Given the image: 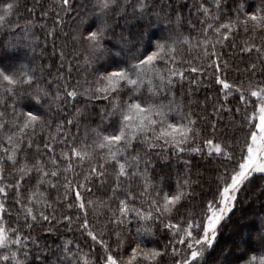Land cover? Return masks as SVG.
<instances>
[{"label": "snow or ice", "instance_id": "snow-or-ice-1", "mask_svg": "<svg viewBox=\"0 0 264 264\" xmlns=\"http://www.w3.org/2000/svg\"><path fill=\"white\" fill-rule=\"evenodd\" d=\"M246 5L0 0V55L24 54L0 60V264H264V211L220 246L264 191V0ZM45 223L79 235L45 252Z\"/></svg>", "mask_w": 264, "mask_h": 264}, {"label": "trees", "instance_id": "trees-1", "mask_svg": "<svg viewBox=\"0 0 264 264\" xmlns=\"http://www.w3.org/2000/svg\"><path fill=\"white\" fill-rule=\"evenodd\" d=\"M175 2V0H173ZM31 3V0H29ZM188 3H191V0H188ZM248 7H255V0H247ZM180 10L187 16L190 13L187 11L188 4L181 3L179 5ZM40 39V45L43 46V41L45 39V34L40 32L39 29L35 30ZM158 34V33H157ZM6 36H0V40L6 39ZM37 52H39V48H37ZM48 52H51V44L49 43ZM23 52L21 53H3L0 55V60H8L9 62H15L17 59L23 57ZM205 90H201L200 96L203 97ZM182 165H177L178 169H182ZM205 170V165L196 157H193V175H195L196 171ZM210 177H205V179H209ZM261 181L254 180L248 190L244 193L246 197H251V203L245 201L237 211L236 217H234L231 224H229L225 232L220 237V246H223L226 243H230L232 239V234L234 232H240L241 234L254 231L257 227L253 214L255 216H259L264 211V191L261 189ZM240 217H243V222H240ZM49 225L45 223L43 227L37 226L33 231L32 235L37 239L41 249H44L45 252L51 248L55 249L57 245H59L64 239H72L78 237V233H69L65 230L64 226L57 225L56 230L52 233L48 231ZM84 251H88L87 247L84 248ZM216 253H213L215 256ZM51 256L42 254L43 264H48ZM211 259V258H210Z\"/></svg>", "mask_w": 264, "mask_h": 264}, {"label": "rangeland", "instance_id": "rangeland-1", "mask_svg": "<svg viewBox=\"0 0 264 264\" xmlns=\"http://www.w3.org/2000/svg\"><path fill=\"white\" fill-rule=\"evenodd\" d=\"M257 225V224H256ZM258 226V225H257Z\"/></svg>", "mask_w": 264, "mask_h": 264}]
</instances>
